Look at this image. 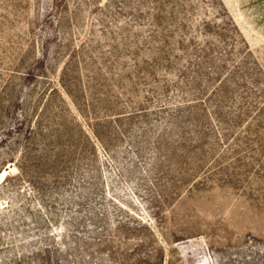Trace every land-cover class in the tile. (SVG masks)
<instances>
[{
	"label": "rangeland",
	"instance_id": "rangeland-1",
	"mask_svg": "<svg viewBox=\"0 0 264 264\" xmlns=\"http://www.w3.org/2000/svg\"><path fill=\"white\" fill-rule=\"evenodd\" d=\"M0 264H264V0H0Z\"/></svg>",
	"mask_w": 264,
	"mask_h": 264
}]
</instances>
